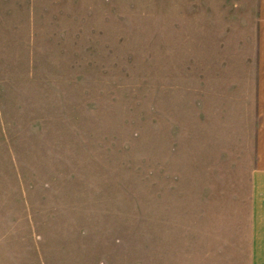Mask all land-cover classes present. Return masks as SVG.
<instances>
[{
	"label": "rangeland",
	"instance_id": "1",
	"mask_svg": "<svg viewBox=\"0 0 264 264\" xmlns=\"http://www.w3.org/2000/svg\"><path fill=\"white\" fill-rule=\"evenodd\" d=\"M231 1L0 0V264H252L187 95Z\"/></svg>",
	"mask_w": 264,
	"mask_h": 264
},
{
	"label": "crops",
	"instance_id": "2",
	"mask_svg": "<svg viewBox=\"0 0 264 264\" xmlns=\"http://www.w3.org/2000/svg\"><path fill=\"white\" fill-rule=\"evenodd\" d=\"M220 13L212 30L207 20L203 54L192 55L187 95L199 117L212 112L221 160L231 161L218 189L227 219L247 229L237 244L264 264V0H233Z\"/></svg>",
	"mask_w": 264,
	"mask_h": 264
}]
</instances>
